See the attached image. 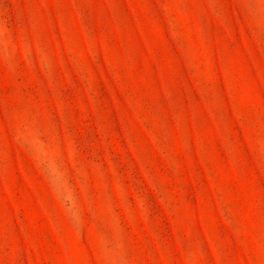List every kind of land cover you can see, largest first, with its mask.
I'll return each mask as SVG.
<instances>
[{
  "label": "rangeland",
  "instance_id": "1",
  "mask_svg": "<svg viewBox=\"0 0 264 264\" xmlns=\"http://www.w3.org/2000/svg\"><path fill=\"white\" fill-rule=\"evenodd\" d=\"M0 264H264V0H0Z\"/></svg>",
  "mask_w": 264,
  "mask_h": 264
}]
</instances>
